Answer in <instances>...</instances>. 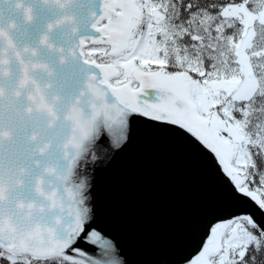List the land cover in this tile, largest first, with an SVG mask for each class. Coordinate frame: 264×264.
Returning a JSON list of instances; mask_svg holds the SVG:
<instances>
[{"label":"snow or ice","instance_id":"1","mask_svg":"<svg viewBox=\"0 0 264 264\" xmlns=\"http://www.w3.org/2000/svg\"><path fill=\"white\" fill-rule=\"evenodd\" d=\"M43 2L76 5L87 22L78 35L76 15L59 16L39 40L61 64L77 61L84 80L61 116L52 83L32 76L53 77V69L25 60L38 53L17 47L14 21L0 27V79L11 75L13 57L22 66L14 88L0 87V264H129L94 191L137 123L186 142L227 193L179 264H264V0ZM15 7L33 21L24 0ZM65 24L78 36L67 49L48 35ZM22 96L25 113L45 115L47 129L61 119L67 125L57 133L55 163L41 164L52 147L45 132L27 134L35 151L16 142L26 131L14 108Z\"/></svg>","mask_w":264,"mask_h":264},{"label":"water","instance_id":"2","mask_svg":"<svg viewBox=\"0 0 264 264\" xmlns=\"http://www.w3.org/2000/svg\"><path fill=\"white\" fill-rule=\"evenodd\" d=\"M24 3L32 8L33 21L25 22L23 10L15 7V0H0V27L7 28L14 21L16 28L10 30V35L17 47L35 48L38 53L37 57L26 56L25 60L36 59L53 69V77L43 71L33 72L32 76L42 85L52 83L48 95L60 97L56 109L62 116L83 86L84 70L70 58L61 64L58 55L41 46L39 40L47 31V24L65 14L76 15L78 35L87 33L88 24L81 20L76 5L61 10L43 0ZM71 28L68 24L57 27L48 34L50 41L65 49L71 47L78 38ZM9 68L11 75L0 79V87L6 90L14 88L22 75V66L14 57ZM25 106L23 96L14 105L21 128H26L19 132L16 142L35 151L27 134L35 129L45 132L43 138L52 147L40 158L41 164L55 163L59 158L57 133L66 130V123L61 119L55 128L47 129V117L29 115ZM94 195L102 222L123 246L129 264H179L182 255L190 250L191 239L204 216L227 200V193L206 161L186 142L139 123L133 126L126 151L97 177Z\"/></svg>","mask_w":264,"mask_h":264}]
</instances>
